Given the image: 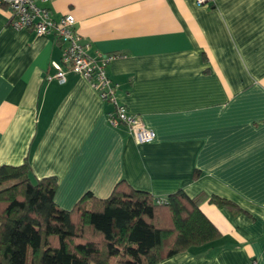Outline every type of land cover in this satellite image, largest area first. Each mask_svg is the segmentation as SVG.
I'll return each mask as SVG.
<instances>
[{
    "label": "crops",
    "instance_id": "0c3cea01",
    "mask_svg": "<svg viewBox=\"0 0 264 264\" xmlns=\"http://www.w3.org/2000/svg\"><path fill=\"white\" fill-rule=\"evenodd\" d=\"M48 5L55 17L74 14L90 55H116L106 67L116 97L156 138L139 143L113 126L112 104L82 75L48 80L65 44L13 27L0 10V165L28 158L33 179L56 176L63 209L88 191L108 197L121 180L158 197L204 194L220 237L157 264H264V0Z\"/></svg>",
    "mask_w": 264,
    "mask_h": 264
},
{
    "label": "trees",
    "instance_id": "16d2710c",
    "mask_svg": "<svg viewBox=\"0 0 264 264\" xmlns=\"http://www.w3.org/2000/svg\"><path fill=\"white\" fill-rule=\"evenodd\" d=\"M57 188L56 176L32 178L28 158L0 165V264H157L221 235L204 194L158 197L121 180L108 197L88 191L63 209ZM210 202L242 210L216 194Z\"/></svg>",
    "mask_w": 264,
    "mask_h": 264
},
{
    "label": "built area",
    "instance_id": "2783aa9c",
    "mask_svg": "<svg viewBox=\"0 0 264 264\" xmlns=\"http://www.w3.org/2000/svg\"><path fill=\"white\" fill-rule=\"evenodd\" d=\"M198 5H206L211 0H195ZM50 0H0V10L9 13L10 23L17 29H30L37 35L55 34L64 44L62 58L52 62L54 74L48 80L66 81L68 72L85 77L100 97L112 104L107 113L113 126H125L139 143H149L156 138V132L148 127L143 119L128 111L127 106L116 97L119 84L107 74L108 63L115 54L92 56L89 54L90 42L83 41L76 29V18L68 12L55 17L49 7Z\"/></svg>",
    "mask_w": 264,
    "mask_h": 264
},
{
    "label": "rangeland",
    "instance_id": "374dc122",
    "mask_svg": "<svg viewBox=\"0 0 264 264\" xmlns=\"http://www.w3.org/2000/svg\"><path fill=\"white\" fill-rule=\"evenodd\" d=\"M114 260H116L117 258L116 257H113Z\"/></svg>",
    "mask_w": 264,
    "mask_h": 264
}]
</instances>
